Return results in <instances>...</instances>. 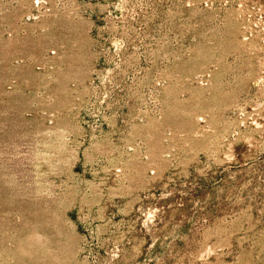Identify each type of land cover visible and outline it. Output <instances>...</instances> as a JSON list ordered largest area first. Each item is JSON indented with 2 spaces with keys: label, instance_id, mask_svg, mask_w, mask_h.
Returning <instances> with one entry per match:
<instances>
[{
  "label": "rangeland",
  "instance_id": "1",
  "mask_svg": "<svg viewBox=\"0 0 264 264\" xmlns=\"http://www.w3.org/2000/svg\"><path fill=\"white\" fill-rule=\"evenodd\" d=\"M0 264H264V0H0Z\"/></svg>",
  "mask_w": 264,
  "mask_h": 264
}]
</instances>
